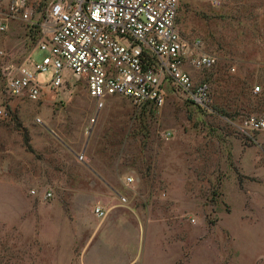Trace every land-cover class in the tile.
I'll use <instances>...</instances> for the list:
<instances>
[{"label": "rangeland", "instance_id": "1", "mask_svg": "<svg viewBox=\"0 0 264 264\" xmlns=\"http://www.w3.org/2000/svg\"><path fill=\"white\" fill-rule=\"evenodd\" d=\"M49 1L27 0V21L0 0V264H264V131L241 126L264 115V0H179L182 34L217 58L191 68L208 109L170 88L160 108L98 107L70 72L44 100L10 96L4 73L43 55Z\"/></svg>", "mask_w": 264, "mask_h": 264}, {"label": "built area", "instance_id": "2", "mask_svg": "<svg viewBox=\"0 0 264 264\" xmlns=\"http://www.w3.org/2000/svg\"><path fill=\"white\" fill-rule=\"evenodd\" d=\"M211 4L218 6L219 0ZM9 13L27 21L31 16L27 0H11ZM178 16L179 0H50L39 23L37 49L43 55L39 61L29 58L7 70L6 91L16 98L44 100L64 91L70 72L84 82L98 107L107 96L119 95L139 106L160 108L170 88L208 109L211 84L206 78L195 79L187 67L209 70L217 58L203 49L201 38L182 34ZM5 29V21L0 20V31ZM6 55L0 49V59ZM259 91L260 86L254 85L252 93ZM6 115L0 108V119ZM241 126L264 131V115L248 114ZM124 181L130 184L133 177ZM30 193L42 200L52 196L50 190L31 189ZM93 211L97 217L106 216L101 205Z\"/></svg>", "mask_w": 264, "mask_h": 264}, {"label": "crops", "instance_id": "3", "mask_svg": "<svg viewBox=\"0 0 264 264\" xmlns=\"http://www.w3.org/2000/svg\"><path fill=\"white\" fill-rule=\"evenodd\" d=\"M188 68V70L193 74V69H191V67H187ZM97 205H99L98 203H97ZM102 207L104 208V206L102 205Z\"/></svg>", "mask_w": 264, "mask_h": 264}]
</instances>
